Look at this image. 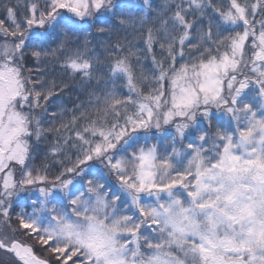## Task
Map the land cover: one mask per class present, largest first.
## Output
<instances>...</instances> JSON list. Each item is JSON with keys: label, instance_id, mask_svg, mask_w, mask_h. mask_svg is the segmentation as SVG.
Returning a JSON list of instances; mask_svg holds the SVG:
<instances>
[{"label": "snow or ice", "instance_id": "snow-or-ice-1", "mask_svg": "<svg viewBox=\"0 0 264 264\" xmlns=\"http://www.w3.org/2000/svg\"><path fill=\"white\" fill-rule=\"evenodd\" d=\"M0 264H264V0H0Z\"/></svg>", "mask_w": 264, "mask_h": 264}]
</instances>
